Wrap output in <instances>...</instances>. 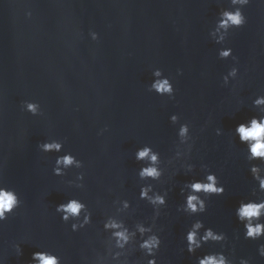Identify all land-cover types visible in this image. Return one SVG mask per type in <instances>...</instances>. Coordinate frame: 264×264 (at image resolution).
Segmentation results:
<instances>
[{
	"label": "water",
	"instance_id": "obj_1",
	"mask_svg": "<svg viewBox=\"0 0 264 264\" xmlns=\"http://www.w3.org/2000/svg\"><path fill=\"white\" fill-rule=\"evenodd\" d=\"M229 6V0H0V183L22 201L0 222L2 264H28L40 249L59 255L62 264H95L105 253L102 221L115 211L114 200L129 201L122 217L130 227L152 223L151 205L138 198L146 181L137 177L134 159L144 144L160 153L164 170L159 181L147 182L168 193L153 229L161 238L157 264H196V255L219 250L233 264L241 257L264 264L257 252L264 238L244 239L234 215L241 199L264 196L252 195L256 182L248 170L259 161L246 160L232 133L256 114L252 100L264 95V0H250L242 9L246 23L217 44L208 33ZM225 46L235 61L217 56ZM233 64L237 76L225 85L222 76ZM157 67L173 83L172 98L148 90ZM25 100L37 101L42 114L24 111ZM179 123H188L192 137L191 151L181 158L194 165L191 173L173 159ZM50 138L61 140L83 167L53 175L56 153L37 147ZM205 170L216 173L224 193L209 196L197 216L178 212L180 187ZM77 172L84 173L83 188L68 183ZM70 196L92 213L77 232L55 212ZM196 218L226 234L222 249L206 244L187 253L183 233ZM146 259L138 249L129 254L132 264Z\"/></svg>",
	"mask_w": 264,
	"mask_h": 264
},
{
	"label": "clouds",
	"instance_id": "obj_2",
	"mask_svg": "<svg viewBox=\"0 0 264 264\" xmlns=\"http://www.w3.org/2000/svg\"><path fill=\"white\" fill-rule=\"evenodd\" d=\"M249 2L250 0H229L230 6L219 10L214 25L208 33L215 43L224 44L231 29L240 28L246 23L242 9ZM25 14L30 16L31 12L28 11ZM89 35L92 40L98 38L94 31H90ZM217 56L220 59H227L231 56L233 61L236 60L232 48L227 46L218 48ZM237 73L238 68L233 64L222 76L223 83L227 85L230 78H236ZM151 75L152 80L148 84V90L157 95L172 98L175 89L169 77L164 75L158 67L152 69ZM252 106L256 109V114L238 123L232 133L239 143L245 146L246 160L259 161V163H249L248 168L252 179L256 182L252 193L256 197L257 192L264 193V95H257L252 100ZM22 108L33 116L42 114L41 106L37 101L25 100L22 102ZM169 120L176 124L179 117L176 113H172ZM215 132L216 135H221L222 129L216 128ZM176 135L179 145L185 147L181 151L178 145L173 159L181 160L191 151L192 147L188 123H179ZM37 147L44 153H56L52 167L53 175L64 176L68 169L83 167L80 159L71 152L64 151L61 140L45 139L38 143ZM134 159L140 164L136 170L137 177L141 181H146L139 186L138 198L151 205L152 223L137 221L130 227L122 217V214L130 208L129 201L127 199L114 200L115 211L106 215L102 221L103 231L107 234L105 253L97 256L95 264H132L129 254L137 249L147 258L146 264H157L156 254L161 245V238L153 229L155 220L160 215V209L167 203L168 193L166 190L157 191L153 183L147 181H159L163 175L161 156L150 144H144L135 150ZM181 167L185 173H191L194 165L181 160ZM201 168L207 169V165L202 164ZM83 179L84 173L77 172L75 180H70L68 183L77 188H83ZM224 191L225 187L219 182L216 173L205 170L202 178L186 181L180 187L183 202L177 206V211L189 216H197L206 211V200L209 196H219ZM21 203L19 195L13 188L0 183V222L5 221L15 209L20 207ZM55 212L59 214L63 222L69 224L72 232H77L92 222V213L88 205L76 196H70L66 201L56 204ZM234 215L242 225L244 239L256 241L264 238V196L241 199L234 209ZM225 240L226 234L223 231L205 226L203 220L199 218L193 219L183 233L184 248L189 254H195L206 244H220L222 249ZM13 247L18 255L22 254L20 244H15ZM257 252L264 257V243L258 245ZM28 264H62V261L61 257L54 252L40 249L31 254ZM196 264H233V260L223 250L207 251L196 255ZM239 264H249V260L241 257Z\"/></svg>",
	"mask_w": 264,
	"mask_h": 264
}]
</instances>
